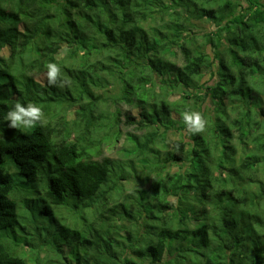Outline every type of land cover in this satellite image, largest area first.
I'll list each match as a JSON object with an SVG mask.
<instances>
[{"label": "trees", "instance_id": "obj_1", "mask_svg": "<svg viewBox=\"0 0 264 264\" xmlns=\"http://www.w3.org/2000/svg\"><path fill=\"white\" fill-rule=\"evenodd\" d=\"M49 62L70 87L48 84ZM108 85L137 113L112 110ZM263 95L264 0H0V235L19 223L23 197L56 219L82 203L101 225L73 252L48 251L43 217L32 231L18 225L15 243L0 237V264H28L19 239L60 264H264ZM17 101L42 107L45 122L10 129ZM189 110L204 115L203 132L186 131ZM171 131L182 133L172 145ZM122 137L120 166L104 147ZM135 160L150 186L106 208ZM115 219L129 225L116 232ZM64 227L52 237L73 243Z\"/></svg>", "mask_w": 264, "mask_h": 264}, {"label": "rangeland", "instance_id": "obj_2", "mask_svg": "<svg viewBox=\"0 0 264 264\" xmlns=\"http://www.w3.org/2000/svg\"><path fill=\"white\" fill-rule=\"evenodd\" d=\"M200 28H202L203 30L208 31L211 27L210 22L209 21H197ZM201 29V30H202ZM4 53L7 54L8 53V49L4 50ZM172 59L177 60L178 62L182 61V56L181 54H179L178 57L174 58V57H170ZM181 64V62H180ZM205 71V73H204ZM203 71L204 73V80L208 81L209 83L212 84L214 82V80L216 79L215 77H212L209 71H207V69H205ZM45 76L46 75H40L37 77V80H39L40 82H44L45 81ZM112 85H108L107 87L103 88V90H100V92L103 94V97H105L106 99L110 98V97H115L116 101H119L118 104H112L111 108L112 110H115L116 108H120L123 112V114L126 113H132V114H136L137 110L133 105L127 104L125 102H122L120 99H118V95L116 94V91L114 88H112ZM264 97V95H263ZM256 114L258 116V111L255 109ZM258 112V113H257ZM260 115V119H264V116ZM122 119H124V116L122 117ZM125 120V119H124ZM120 127L122 128L123 132H132L135 131L133 125L132 126H127L126 122H122L120 124ZM82 133H76V135L74 136V139H79L82 136ZM182 138V133L181 132H174L171 131L168 134V143L170 145L173 144L174 140L176 139H180ZM188 139V138H187ZM186 139V140H187ZM126 143H124V137H122V139L110 143V144H106V146L104 147V156H107L111 159H115L117 160L116 163H118V165L122 166V162H120L119 160H121L122 158H125V156H130L128 152H124V150L127 149ZM159 151H160V157L164 158L165 157V153L167 151V148H164L162 146H157ZM131 158V157H130ZM123 165H127L130 163V159L125 158L123 161ZM182 164V163H181ZM167 166H169L171 168L172 171H176L178 170V165H173L172 163L167 164ZM135 169L133 172L131 171V174L128 175V179L124 180V189L122 190V192L120 194H118V196L116 197H112L110 200H108V202L106 203L105 207H111L113 205H117V203H120L121 201H123L124 198V194L127 193H132V191L135 188H142V187H149L151 182L145 181V177L147 175H149V172H147L146 166H141V163H137V160H135ZM125 169V167H123ZM142 168H144L146 171L143 172ZM261 176H264L263 172H260ZM31 190H33L34 188L30 187ZM34 192V191H33ZM36 192V191H35ZM34 192V193H35ZM67 197H70L73 195L69 194V192L66 193ZM174 196L170 197V200L173 201L174 200ZM18 203V211H19V223L16 224V226L18 225H27L28 229H30L31 231L36 227V222L39 219H42L41 217L44 218V220L49 222V226L48 228H52V232L54 233V231H56L57 229H61L63 227V225H65L66 227H64L67 233V238L71 239L70 242L73 243H63L61 242H56L55 239L52 237L53 233H51V235H49V239H48V245L46 246L48 251H52L54 249H58V247L60 246V244L62 245L58 251L59 252H64V250L66 251H71L73 252V249L75 248V250H77L78 244H81V239L82 237H89L91 235H94L96 230L99 231L100 230V226L101 225H89L88 221L89 219L92 220V218L96 217L99 212H97L96 214L93 213V215L88 212L89 209L84 207V204L80 203V205L78 207H74L72 205V207L70 209H66V208H62L61 207H66L68 204H63V205H56V212H59L60 209V213L62 215H64V217L59 216V214H57V219L55 218L54 214H41L39 212L42 204H41V200L37 201L36 203H34V201H30L29 199L26 198H21L17 201ZM104 207V208H105ZM105 208V209H106ZM135 208V207H134ZM132 208L131 211L134 212L135 209ZM115 231L116 232H120L125 230V228L127 227V225H129V222L127 221H118L117 219H115ZM76 222H78L77 224H75ZM96 224V223H94ZM35 225V226H34ZM16 226L12 227L9 226L6 229H4L1 232L0 237L4 240L5 243L9 244L10 242L12 243V241L15 243L16 240L14 239L16 236V231L15 228ZM108 230V228H107ZM15 231V232H14ZM48 231V229H47ZM102 231H105L104 228H102ZM31 235V234H30ZM104 235H106L104 233ZM63 237L62 240L65 241L66 238L64 237L65 235H62ZM80 236V237H79ZM78 237V238H77ZM53 238V239H52ZM51 239V240H50ZM77 239V241H76ZM12 240V241H11ZM75 241V242H74ZM11 243L9 245H11ZM105 243V242H104ZM17 245H19L20 250H19V254L20 257L24 258L25 260H27L28 264H60L57 262V255H55V259H50V258H46L49 253L52 252H45V249H40L42 247L37 246H31V245H23L21 244V241L19 239V241L17 242ZM74 245V248L73 246ZM102 245L104 246V244L102 243ZM39 247V249H38ZM56 251L58 254L59 252ZM71 261V264H76L75 260H73L72 258H68ZM65 262V261H64Z\"/></svg>", "mask_w": 264, "mask_h": 264}, {"label": "clouds", "instance_id": "obj_3", "mask_svg": "<svg viewBox=\"0 0 264 264\" xmlns=\"http://www.w3.org/2000/svg\"><path fill=\"white\" fill-rule=\"evenodd\" d=\"M45 67L49 85L60 88L71 86V80L62 79L61 67L57 63L49 62L46 63ZM4 119L8 122L10 129H30L38 123L43 124L45 122V114L43 108L34 103H28L25 106L17 101ZM182 120L186 126V131L192 134L203 132L207 125L204 115L199 111H184Z\"/></svg>", "mask_w": 264, "mask_h": 264}]
</instances>
